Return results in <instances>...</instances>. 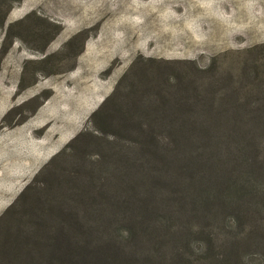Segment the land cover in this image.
I'll list each match as a JSON object with an SVG mask.
<instances>
[{
    "label": "rangeland",
    "instance_id": "obj_1",
    "mask_svg": "<svg viewBox=\"0 0 264 264\" xmlns=\"http://www.w3.org/2000/svg\"><path fill=\"white\" fill-rule=\"evenodd\" d=\"M207 68L215 78H202L212 71ZM214 90L238 91L242 103L252 97L248 115L256 130L242 139L250 146L258 141L264 134V0H0V264L96 262L109 225L129 215L127 195L126 202L116 200L109 183L116 172L131 170L124 159L133 125L145 124L139 114L165 115L178 107L170 99L180 91ZM119 137L126 147L121 164L112 157ZM89 162L100 169L94 182L69 189L72 174ZM52 185L60 188L53 191L58 204L47 201ZM66 221L69 229L61 225ZM255 227L264 234V220ZM68 235L80 239V251L61 252ZM141 242L142 261L170 264L176 257L177 248L167 243L154 261L146 239ZM248 242L260 246L243 264H264V235ZM189 249L191 260L201 255L190 264H213L201 246L192 242ZM127 254L115 264L139 260Z\"/></svg>",
    "mask_w": 264,
    "mask_h": 264
},
{
    "label": "trees",
    "instance_id": "obj_2",
    "mask_svg": "<svg viewBox=\"0 0 264 264\" xmlns=\"http://www.w3.org/2000/svg\"><path fill=\"white\" fill-rule=\"evenodd\" d=\"M25 13L26 6L18 11L19 16ZM64 38H67L65 33L57 41ZM215 77L212 69L202 78ZM170 100L178 107L167 110L163 116H158L156 110L144 111L139 115H143L145 124L137 121L133 125L136 133L127 147L128 159H124L131 170L116 172L109 183L116 200L126 202L127 195L129 215L109 225V231L100 238L102 244L97 251L100 257L93 264H115L124 260L129 252L138 254L139 260L133 259L128 264H156L151 260L142 261L146 248L141 245L142 239L148 242L146 255L151 257L152 254L154 261L165 244L171 243L173 250L176 247V257L170 264L199 262L201 255L193 260L188 257L192 242L201 246L200 253H209L206 257L214 261L213 264H243L254 246H260L249 243L248 239L264 235L255 227V223L264 220V134L251 146L242 139L256 130L250 127L254 120L248 115L252 107L248 105L254 104L250 103L252 97L245 95L242 103L238 91H180ZM156 118L168 121L155 123ZM106 122L107 119L102 120L104 126ZM104 130L99 129L105 133ZM114 148L118 151L112 157L121 164L126 147L123 148L120 137ZM62 153L63 149L53 158ZM139 166L148 169L141 174L136 171ZM82 170L79 175L72 174L75 176L70 177L69 189L80 185L86 189L100 172L91 162ZM132 170L136 174H132L133 183L129 185L127 177ZM56 186H50L47 190L51 193H46L47 201L54 204L58 202L54 201L57 194L53 191H60ZM105 193L101 191L100 196ZM61 225L70 227L69 221ZM58 228L59 224L52 228L55 237L60 236ZM67 237L71 240L63 244L65 248H61V252L80 251V239ZM170 253L172 256L173 251ZM63 259L67 257L52 260ZM85 262L86 259L81 263Z\"/></svg>",
    "mask_w": 264,
    "mask_h": 264
}]
</instances>
